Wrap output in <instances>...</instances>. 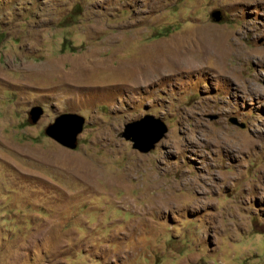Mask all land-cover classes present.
I'll list each match as a JSON object with an SVG mask.
<instances>
[{
    "label": "rangeland",
    "instance_id": "obj_1",
    "mask_svg": "<svg viewBox=\"0 0 264 264\" xmlns=\"http://www.w3.org/2000/svg\"><path fill=\"white\" fill-rule=\"evenodd\" d=\"M0 264H264V0H0Z\"/></svg>",
    "mask_w": 264,
    "mask_h": 264
},
{
    "label": "water",
    "instance_id": "obj_2",
    "mask_svg": "<svg viewBox=\"0 0 264 264\" xmlns=\"http://www.w3.org/2000/svg\"><path fill=\"white\" fill-rule=\"evenodd\" d=\"M212 17L215 21H220L218 12L213 13ZM42 113L41 107H33L29 112L31 122L36 123ZM230 123L238 125L236 119H230ZM83 124L84 118L82 116L65 113L56 117L44 132L61 146L74 149L77 137L83 129ZM239 126L244 128L243 124H239ZM166 131L167 127L160 119L147 115L138 121L126 124L121 136L132 143L133 149L141 153H147L162 139Z\"/></svg>",
    "mask_w": 264,
    "mask_h": 264
},
{
    "label": "bare ground",
    "instance_id": "obj_3",
    "mask_svg": "<svg viewBox=\"0 0 264 264\" xmlns=\"http://www.w3.org/2000/svg\"><path fill=\"white\" fill-rule=\"evenodd\" d=\"M183 59V58H182ZM179 60H181V59H179ZM183 61V60H182ZM179 62V61H178ZM184 64H185V62H184ZM185 66V65H184Z\"/></svg>",
    "mask_w": 264,
    "mask_h": 264
}]
</instances>
